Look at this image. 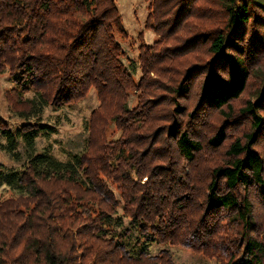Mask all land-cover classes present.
Segmentation results:
<instances>
[{"label": "trees", "instance_id": "trees-1", "mask_svg": "<svg viewBox=\"0 0 264 264\" xmlns=\"http://www.w3.org/2000/svg\"><path fill=\"white\" fill-rule=\"evenodd\" d=\"M145 28L157 41L133 62L115 0H0V74L19 121L0 118V152L17 164L0 163L12 194L0 264H176L152 242L264 264V0H151ZM196 51L209 58L177 68ZM91 90L81 151L38 150L54 128L46 109Z\"/></svg>", "mask_w": 264, "mask_h": 264}, {"label": "rangeland", "instance_id": "rangeland-1", "mask_svg": "<svg viewBox=\"0 0 264 264\" xmlns=\"http://www.w3.org/2000/svg\"><path fill=\"white\" fill-rule=\"evenodd\" d=\"M120 15L123 20V24L128 33V38L126 40L118 38L121 43V47L124 51L127 59L136 61L137 58V48L140 43H146L152 45L157 41V37L151 31H147L145 28L148 6L151 0H115ZM206 15L212 13V20L218 22L220 19L221 11L220 9L212 4H204L202 7ZM208 21H205V26L203 28H212L215 25L210 24V19L208 16ZM200 24V23H199ZM180 45V43L178 44ZM209 58L207 54L190 53L184 58L177 62V68L182 70L189 67L192 64L197 63V61H205ZM257 69V68H256ZM259 69L264 71V64L260 65ZM253 79L250 78L248 82V90L245 92L244 99H247L250 92L254 88ZM12 87L11 79L7 73L0 74V118L7 122L11 128L16 127L19 121L13 114L10 113V109L7 106L5 93ZM132 95H135L132 93ZM130 106L134 105V97L130 100ZM96 94L93 90L89 92L87 97L75 104L73 106L54 110L49 107L45 111V122L52 125L53 132L49 136L39 137L37 142L38 150L43 147H49L52 154L59 160H64L69 154H75L84 146V141L87 138V134L84 131V124L89 119L91 111L97 106ZM112 126H109L107 133L109 138L112 139L116 137ZM0 163L6 168H14L17 166L14 162L9 160L0 152ZM11 193L6 191L4 188H0V199H6L11 197ZM148 249L151 254H156L160 251H167L172 257L176 264H216L214 260L203 257L201 254L195 253L192 250L184 249L172 245H160L152 242L148 245Z\"/></svg>", "mask_w": 264, "mask_h": 264}]
</instances>
